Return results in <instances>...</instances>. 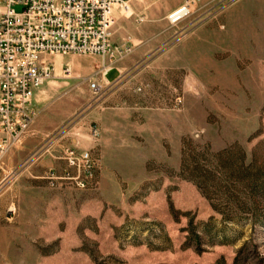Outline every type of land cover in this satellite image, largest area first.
Here are the masks:
<instances>
[{
  "label": "rangeland",
  "instance_id": "374dc122",
  "mask_svg": "<svg viewBox=\"0 0 264 264\" xmlns=\"http://www.w3.org/2000/svg\"><path fill=\"white\" fill-rule=\"evenodd\" d=\"M124 1L163 38L97 92L54 62L55 127L0 171V264H264V0H187L175 26L186 0ZM67 148L90 152L95 189L49 186Z\"/></svg>",
  "mask_w": 264,
  "mask_h": 264
},
{
  "label": "built area",
  "instance_id": "2783aa9c",
  "mask_svg": "<svg viewBox=\"0 0 264 264\" xmlns=\"http://www.w3.org/2000/svg\"><path fill=\"white\" fill-rule=\"evenodd\" d=\"M115 11L129 12L128 2L0 0V171L4 158L29 131L35 116L31 107L33 93L54 76L49 57L112 59L110 32L115 24ZM188 14L186 0L166 20L169 26H175ZM101 69L99 79L87 80L93 92L99 90L101 83L108 85L104 77L112 67L103 63ZM61 73L62 78H70L71 69L64 66ZM90 133L93 139L98 137L96 128ZM61 160L65 170L61 176L50 173L46 178L50 187L67 182L80 191L95 189L97 165L89 151L67 148Z\"/></svg>",
  "mask_w": 264,
  "mask_h": 264
},
{
  "label": "crops",
  "instance_id": "0c3cea01",
  "mask_svg": "<svg viewBox=\"0 0 264 264\" xmlns=\"http://www.w3.org/2000/svg\"><path fill=\"white\" fill-rule=\"evenodd\" d=\"M131 11V9H130ZM127 14V13H125ZM122 11H116L114 13L115 24L113 25L110 32V54L112 59L106 58L103 60L101 57H79L76 55H65L60 56L56 62L53 57H49V61L54 66V74L57 71L55 64L63 68L67 66L71 69L73 78H89L91 80L99 79V74L102 72L103 63L107 67H112V70L117 72L116 78L109 82L104 77L106 84L114 83L119 77L127 74L140 63L145 61L151 54L150 43L158 42L161 37V31L159 32V21H146V19H140L142 15H146V10L142 8L133 7L129 15H125ZM165 15L163 12L160 17ZM110 72V71H109ZM108 72V73H109ZM107 73V74H108ZM45 100V93L41 88L35 90L31 99V107L35 113L33 120L30 123L28 131V141H34L38 139L43 142L45 137L49 135L54 125L50 121H46L43 110V102ZM27 141V143H28ZM55 158V157H54ZM60 160V157L56 158ZM55 160L53 166L59 168L60 162Z\"/></svg>",
  "mask_w": 264,
  "mask_h": 264
},
{
  "label": "trees",
  "instance_id": "16d2710c",
  "mask_svg": "<svg viewBox=\"0 0 264 264\" xmlns=\"http://www.w3.org/2000/svg\"><path fill=\"white\" fill-rule=\"evenodd\" d=\"M264 222V221H263ZM263 228H264V223H263ZM234 264H237L236 262Z\"/></svg>",
  "mask_w": 264,
  "mask_h": 264
}]
</instances>
